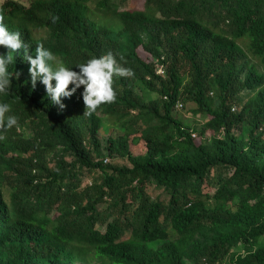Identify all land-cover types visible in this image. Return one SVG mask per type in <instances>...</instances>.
<instances>
[{
  "label": "trees",
  "instance_id": "trees-1",
  "mask_svg": "<svg viewBox=\"0 0 264 264\" xmlns=\"http://www.w3.org/2000/svg\"><path fill=\"white\" fill-rule=\"evenodd\" d=\"M0 16L33 58L38 45L51 51L54 69L79 72L111 52L130 70L113 76L115 102L85 116L83 86L61 111L41 81L32 88L24 50L13 53L0 93L6 116L18 119L0 131V259L54 264L93 250L109 264H264V0H5ZM118 26L130 35L127 50L113 36ZM134 86L157 95L148 108ZM182 101L206 119L199 138L174 114ZM40 120L45 128L28 133ZM110 125L117 136L102 143ZM53 136L72 161L52 163ZM122 155L131 166L106 161ZM151 184L166 197H153ZM221 228L190 251L196 235ZM233 247L239 253L225 262Z\"/></svg>",
  "mask_w": 264,
  "mask_h": 264
},
{
  "label": "clouds",
  "instance_id": "clouds-1",
  "mask_svg": "<svg viewBox=\"0 0 264 264\" xmlns=\"http://www.w3.org/2000/svg\"><path fill=\"white\" fill-rule=\"evenodd\" d=\"M3 16H0V46L8 49L7 55H0V93L7 94L10 88L8 65L14 62L13 53L24 50V58L30 63V76L32 88L35 89L37 81L45 86L47 96L54 105L59 106L63 111L66 105L62 98H71L78 89L83 86L82 93L86 111L83 115L90 116L97 111L102 104L113 103L116 100L114 91L113 76L123 77L130 74V70L118 66L113 53L108 52L99 58H92L86 64H79V72L68 69L63 65L53 68L49 63L55 61L54 54L38 45L35 49V58L28 54L29 45L21 40L20 33H10L3 23ZM59 17L52 18L55 23ZM55 81V86H53ZM70 85L74 87L70 88ZM10 105L0 103V131H7L18 127V119L15 116L7 115L10 112ZM0 136V139H3Z\"/></svg>",
  "mask_w": 264,
  "mask_h": 264
},
{
  "label": "rangeland",
  "instance_id": "rangeland-1",
  "mask_svg": "<svg viewBox=\"0 0 264 264\" xmlns=\"http://www.w3.org/2000/svg\"><path fill=\"white\" fill-rule=\"evenodd\" d=\"M4 1L5 0H0V7ZM18 1L24 3L25 5H30V3H32L34 0H18ZM95 19L98 22H104V19L102 17L95 16ZM113 36H114V38H116L118 41H120L123 44V46L126 50L129 49L130 47H132L130 35L122 27L118 26L115 29ZM143 37L145 39L144 34H143ZM157 65H158V67H162L159 64H157ZM162 69H163V67H162ZM134 91L136 93H139L142 95L143 102L146 104V108H148L150 106L151 98L157 96L156 94H154V96L153 95L149 96L147 94H144V92H142L140 90V88H138L137 86H134ZM211 97H212L213 102L216 105L217 99L213 93H211ZM180 103H184V101H182ZM241 108L242 107H236V111H240ZM174 114L180 120H182L185 124L191 126V128L197 132L196 134H197L198 138L200 137L199 133L204 130L205 122H206V119L203 115L194 113V111L191 110V105H186L185 107H177L174 111ZM155 123L156 122H152V123H150V125H153ZM43 128H45V124H44L43 120H40L36 123L33 122L30 124V127L28 129V133L32 134V133H34V131H36L38 129H43ZM237 133H239V131H237ZM110 134L113 135L114 137L117 136V132L112 125H110L109 128L107 127L104 130V132L102 133V140H103L102 143H105L106 137L109 136ZM201 139L203 140V144L205 143L204 147L209 148L212 145L213 131H211L209 129L206 130L205 134L203 136L201 135ZM247 139H248V137L245 138V141H247ZM134 144L132 143L131 147L133 148L132 150L135 153V155L143 154L144 153V152H142L143 151V145H142L141 141L138 142V140H136L137 145H134ZM53 145H54V151L50 154V158L52 159L51 161L53 164H55L57 162L68 163V162L73 160V157L66 151L64 144H63L61 139L57 138L56 136H53ZM88 152H90L91 155L96 160L98 159L97 156L95 155V151H94L93 146L89 148ZM193 153L198 154L199 152L193 151ZM107 161H110L113 164H121V165H127V166L132 165L131 160L128 158L127 155L118 156L114 159H110L108 157ZM90 180H91V177L88 176L84 179V183H87V182L89 183ZM3 188L5 191V196L7 198H9V192L11 190L10 187L7 185H3ZM147 190L150 194H152L153 197H159V196L166 197V194L164 193L163 189L157 188L156 186H154L152 184L147 186ZM204 203L207 204L209 207L215 206V202L211 199L205 200ZM99 227L103 228L102 225H99ZM226 230L227 229H225V228L212 229V230L207 231L204 234L196 235L192 240H190V244H191L190 245V251L193 250L194 242L197 241V242H201L203 244L206 239H212L215 236L219 235L220 233L225 232ZM239 251L240 250L238 247H233L232 253L225 258V262H229L232 259L233 254L236 255L239 253ZM0 264H14V263H11L10 260L8 259V257L5 256V257H2L0 259ZM23 264H39V263L36 260L30 259L27 263L24 262ZM54 264H109V262L98 257L93 250H89V251L75 250L71 253L64 255L63 257H61L60 260H58Z\"/></svg>",
  "mask_w": 264,
  "mask_h": 264
},
{
  "label": "built area",
  "instance_id": "built-area-1",
  "mask_svg": "<svg viewBox=\"0 0 264 264\" xmlns=\"http://www.w3.org/2000/svg\"><path fill=\"white\" fill-rule=\"evenodd\" d=\"M162 72H163L162 67H158V73H162ZM177 107H183V103H180V102H179V103L177 104ZM192 135H193L194 137H196L197 134L193 132ZM106 161H107V159H106Z\"/></svg>",
  "mask_w": 264,
  "mask_h": 264
}]
</instances>
